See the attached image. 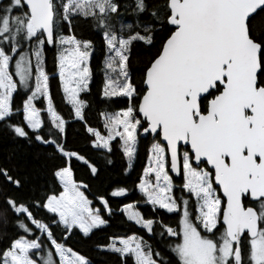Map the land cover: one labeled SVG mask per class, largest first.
<instances>
[{
    "label": "snow or ice",
    "instance_id": "snow-or-ice-1",
    "mask_svg": "<svg viewBox=\"0 0 264 264\" xmlns=\"http://www.w3.org/2000/svg\"><path fill=\"white\" fill-rule=\"evenodd\" d=\"M97 51L94 127L81 94ZM57 76L86 148L69 146ZM148 137L141 200L117 209L137 231L95 247L114 264H264V0H0V264H92L68 242L108 226L129 189L93 207L74 162L99 179L119 154L127 176ZM22 149L36 150L24 164Z\"/></svg>",
    "mask_w": 264,
    "mask_h": 264
},
{
    "label": "trees",
    "instance_id": "trees-1",
    "mask_svg": "<svg viewBox=\"0 0 264 264\" xmlns=\"http://www.w3.org/2000/svg\"><path fill=\"white\" fill-rule=\"evenodd\" d=\"M92 38L97 41V48H99V36H93ZM52 56L53 52L52 50H49L47 70L50 77H52L56 72ZM101 60L102 57L99 51H97L91 60L93 75L90 83V92L81 94L83 99L90 102L91 106L86 109V114L89 122L94 127L97 126L98 123L96 119V112L104 107V105L98 103V93L103 87V75L100 71ZM50 85L56 108L69 121L67 128L69 146L72 148H86L84 139L86 133L81 127V122L75 121L69 115L71 105L68 104L64 99L63 91L59 85L58 76L50 80ZM20 102L21 97L17 96L16 103L19 104ZM39 106L43 107V105ZM150 143L151 137H148L147 139H141L138 155L134 162V168L127 176H125L123 173L125 162L121 160L119 154L114 155V162L112 165H106L103 164V162L98 161V163H100L101 165L99 179L92 178L86 166L82 165L79 162H74L73 167L75 169L76 179L82 180L91 185L90 190L86 194L89 196V199H93V207H102V205H100L99 202L94 199L95 194L106 193L107 191H110V185L112 187H115L116 185L127 186L129 189V193L125 198L113 199L109 197L110 205L112 206L113 210L116 211V215L109 218L107 214H105V218L109 219L108 226L102 229L94 230V234L90 239L83 238L82 235L77 231L72 239L68 242L72 248L88 256L92 261V264H114V257L111 254L100 251L95 247L97 243L103 244L107 235L111 233L123 234L126 232L128 234H131L132 232L137 231V228L131 222H128L126 220V217L117 209L119 205L133 203L141 200L139 192L133 188V182L135 181L137 175L142 172L143 166L147 163L146 151L147 146H149ZM8 147L9 146L7 144L0 141V161L7 158ZM35 151V149H22L16 154L14 159L17 162L24 164L26 159L31 154H34ZM86 155L91 156L94 160L96 159V156L93 155V153H86ZM29 168L33 172L37 182L43 184L46 179L43 171V161L32 163L29 165ZM141 203L139 210L145 216L151 215L150 208L145 207ZM165 219H172V217L166 215Z\"/></svg>",
    "mask_w": 264,
    "mask_h": 264
},
{
    "label": "rangeland",
    "instance_id": "rangeland-1",
    "mask_svg": "<svg viewBox=\"0 0 264 264\" xmlns=\"http://www.w3.org/2000/svg\"><path fill=\"white\" fill-rule=\"evenodd\" d=\"M177 183H179V182H177ZM141 204H143V203H141Z\"/></svg>",
    "mask_w": 264,
    "mask_h": 264
}]
</instances>
